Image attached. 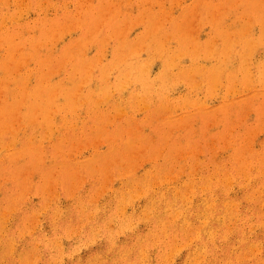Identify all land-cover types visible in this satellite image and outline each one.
I'll return each instance as SVG.
<instances>
[{"label": "rangeland", "instance_id": "rangeland-1", "mask_svg": "<svg viewBox=\"0 0 264 264\" xmlns=\"http://www.w3.org/2000/svg\"><path fill=\"white\" fill-rule=\"evenodd\" d=\"M263 73L264 0H0V264H264Z\"/></svg>", "mask_w": 264, "mask_h": 264}, {"label": "bare ground", "instance_id": "bare-ground-1", "mask_svg": "<svg viewBox=\"0 0 264 264\" xmlns=\"http://www.w3.org/2000/svg\"><path fill=\"white\" fill-rule=\"evenodd\" d=\"M91 1H92V0H91ZM91 5H92V4H91ZM245 5H246V4H245ZM19 7H20V6H19ZM19 7H18V8H19ZM111 8H112V7H111ZM37 9H38V8H37ZM110 10H111V9H110ZM162 10H163V9H162ZM104 11H105V10H104ZM167 12H168V11H167ZM107 13H108V12H107ZM164 13H165V12H164ZM4 14H5V13H4ZM108 14H109V13H108ZM5 16H7V15H5ZM12 16H13V15H12ZM104 16H105V14H104ZM107 16H109V15H107ZM12 18H13V17H12ZM19 18H20V17H19ZM108 18H109V17H108ZM88 19H89V18H88ZM97 19H98V18H97ZM106 19H107V18H106ZM138 19H139V18H138ZM142 19H143V18H142ZM155 19H156V18H155ZM8 20H9V19H8ZM15 20H16V19H15ZM15 20H13V21H15ZM17 21H18V20H17ZM95 21H96V20H95ZM95 21H94V22H95ZM101 21H104V19L101 20ZM15 22H16V21H15ZM67 22H68V21H67ZM70 22H71V21H70ZM41 23H42V22H41ZM100 23H101V22H100ZM97 24H98V23H97ZM144 24H145V23H144ZM176 24H177V23H176ZM47 25H49V24H47ZM101 25H102V24H101ZM49 26H50V25H49ZM53 26H54V25H53ZM63 26H64V25H63ZM73 26H74V25H73ZM76 26H77V25H76ZM98 26H99V28H100V24H98ZM102 26H103V25H102ZM61 27H62V26H61ZM78 27H79V26H78ZM170 27H171V25H170ZM19 28H20V27H19ZM38 28H39V26H38ZM53 28H54V27H53ZM69 28H70V27H69ZM69 28H68V29H69ZM75 28H76V27H75ZM121 28H122V27H121ZM181 28H182V27H181ZM68 29H67V30H68ZM91 29H92V28H91ZM36 30H37V29H36ZM57 30H58V29H57ZM57 30H56V31H57ZM118 30H119V29H118ZM16 31H17V30H16ZM18 31H19V30H18ZM42 31H43V30H42ZM119 31H120V30H119ZM122 31H123V30H122ZM50 32H51V30H50ZM50 32H49V33H50ZM57 32H58V31H57ZM22 33H23V32H22ZM46 33H47V31H46ZM101 33H102V32H101ZM177 33H178V32H177ZM193 33H194V31H193ZM196 33H197V32H196ZM33 35H34V34H33ZM55 35H56V33H55ZM91 35H92V32H91ZM120 35H121V34H120ZM188 35H189V32H188ZM192 35H193V34H192ZM49 36H50V35H49ZM52 36H53V35H52ZM126 36H127V35H126ZM247 36H248V35H247ZM107 37H108V36H107ZM121 37H122V36H121ZM148 37L150 38V36H148ZM181 37H182V36H181ZM160 38H161V37H160ZM20 39H21V38H20ZM27 39H28V38H27ZM38 39H39V38H38ZM41 39H42V38H41ZM4 40H6V38H5ZM12 40H13V39H12ZM12 40H11V41H12ZM164 40H166V39L164 38ZM164 40H163V41H164ZM262 40H263V39H262ZM11 41L8 42L9 45H10V42H11ZM50 41H51V40H50ZM54 41H55V40H54ZM160 41H161V40H160ZM167 41H168V40H167ZM55 42H57V40H56ZM143 42H144V41H143ZM165 42H166V41H165ZM214 42H215V41H214ZM246 42H247V41H246ZM22 43H23V42H22ZM75 43H76V42H75ZM153 43H154V42H153ZM174 43H175V42H174ZM13 44H14V43H12L11 45H13ZM15 44H16V43H15ZM20 44H21V43H20ZM54 44H55V43H54ZM91 44H92V43H91ZM99 44H100V43H99ZM140 44H141V43H140ZM238 44H239V43H238ZM38 45H39V44H38ZM88 45H89V44H88ZM93 45H94V44H93ZM97 45H98V44H97ZM103 45H104V44H103ZM164 45H165V44H164ZM17 46H19V45H16V47H17ZM33 46H34V45H33ZM51 46H52V45H51ZM73 46H74V45H73ZM76 46L78 47V45H76ZM81 46H82V45H81ZM84 46H85V45H84ZM94 46H95V45H94ZM133 46H134V45H133ZM137 46H138V45H137ZM196 46H197V45H196ZM233 46H235V45H233ZM236 46H237V45H236ZM238 46H239V45H238ZM238 46H237V47H238ZM247 46H248V44L246 45V47H247ZM252 46H253V45H252ZM12 47H13V46H12ZM12 47H10V51H11L12 53H14L15 51L18 50V47H17V49H16L15 51L13 50L14 48H12ZM14 47H15V46H14ZM16 47H15V48H16ZM34 47H35V46H34ZM42 47H43V45H42ZM45 47H46V45H45ZM49 47H50V46H49ZM53 47H54V46H53ZM67 47H68V46H67ZM170 47H171V46H170ZM187 47H188V46H187ZM230 47H231V46L226 47L225 49L228 48V51H229V50L232 49V48H230ZM5 48H6V47H5ZM36 48H37V44H36ZM38 48H39V47H38ZM73 48H74V47H73ZM102 48H103V47H102ZM121 48H122V47H121ZM135 48H136V47H135ZM138 48H139V47H138ZM138 48H137V50H138ZM143 48H144V47H143ZM143 48H142V50H143ZM172 48H173V47H172ZM229 48H230V49H229ZM238 48H239V47H238ZM244 48H245V47H244ZM19 49H20V48H19ZM30 49L32 50V47H31ZM55 49H56V48H55ZM71 49H72V48H71ZM75 49H76V48H75ZM80 49H81V48H80ZM80 49H79V50H80ZM94 49H95V48H94ZM199 49H200V47H199ZM203 49H204V48H203ZM208 49H209V48H208ZM212 49H213V48H212ZM20 50H21V49H20ZM20 50H18V51H20ZM43 50H44V49H43ZM72 50H73V49H72ZM81 50H82V49H81ZM81 50H80V51H81ZM104 50H105V49H104ZM119 50H120V49H119ZM142 50H141V51H142ZM200 50H201V49H200ZM242 50H243V49H242ZM10 51H9V52H10ZM13 51H14V52H13ZM18 51H17V52H18ZM21 51H23V50H21ZM33 51H34V50H33ZM55 51H56V50H54V52H55ZM61 51H62V50H61ZM85 51H86V50H85ZM94 51H95V50H94ZM101 51H102V50H101ZM123 51H124V50H123ZM125 51H126V50H125ZM171 51H172V50H171ZM223 51H226V52H227V50H223ZM235 51H236V50H235ZM17 52H16V53H17ZM69 52H70V51H69ZM75 52H76V51H75ZM75 52H74V53H75ZM139 52H140V51H139ZM149 52H151V51H149ZM168 52H169V51H168ZM174 52H175V51H174ZM178 52H179V51H178ZM198 52H199V50H198ZM201 52H202V51H201ZM226 52H225V53H226ZM12 53H11V54L9 53V54H10V55H13ZM21 53H22V52H21ZM21 53H20V54H21ZM26 53H27V52H26ZM35 53H36V52H35ZM52 53H53V52H52ZM72 53H73V51H72ZM82 53H83V51H82ZM125 53H126V52H125ZM127 53H128V52H127ZM140 53H141V52H140ZM158 53H159V52H158ZM204 53L206 54V52H204ZM215 53H216V55H217V52H215ZM215 53H214V54H215ZM240 53H241V52H240ZM244 53H245V52H244ZM251 53H253V52H251ZM6 54H8V53H6ZM9 54H8V55H9ZM18 54H19V53H18ZM22 54H23V53H22ZM31 54H34V53L32 52ZM57 54H58V52H57ZM77 54L79 55V53H77ZM103 54H104V52H103ZM149 54H150V53H149ZM161 54H162V53H161ZM161 54H160V55H161ZM172 54H173V53H172ZM220 54H221V53H220ZM232 54H233V53H232ZM8 55H7V56H8ZM27 55H28V54H27ZM29 55H30V54H29ZM70 55H71V54H70ZM73 55H74V54H73ZM75 55H76V54H75ZM85 55H86V54H85ZM85 55H83V56H85ZM184 55H185V54H184ZM239 55H240V57H243L241 54H239ZM15 56H17V55L15 54ZM15 56H11L10 59H11L12 57L14 58ZM50 56H51V55H50ZM55 56H56V55H55ZM125 56H127V55H125ZM131 56H132V55H131ZM137 56H138V55H137ZM180 56H181V55H180ZM182 56H183V55H182ZM202 56H203V54H202ZM222 56H223V55H222ZM17 57H18V59H19V56H17ZM26 57H27V56H26ZM29 57H30V56H29ZM37 57H38V55H37ZM76 57H77V56H76ZM94 57H95V56H94ZM122 57H123V56H122ZM122 57H121V59H122ZM236 57H237V56H236ZM8 58H9V57H8ZM8 58H7V60H8L9 62L6 61V62H8V64H9V63H12L13 61H15V60H13V59H12L13 61H11V60H9ZM42 58H43V57H42ZM78 58H79V57H78ZM96 58H97V57H96ZM224 58L226 59V55H224ZM229 58H230V57H229ZM243 58H244V57H243ZM15 59H16V58H15ZM20 59H22L23 62H24V60H26L25 57H23V56H22V58H20ZM20 59H19V60H20ZM27 59H28V58H27ZM30 59H31V57H30ZM32 59H33V57H32ZM34 59H36V58H34ZM52 59H53V57H52ZM123 59H124V57H123ZM200 59H201V58H200ZM215 59H216V58H215ZM250 59H251V58H250ZM19 60H18L17 62H20V61H21V60H20V61H19ZM40 60H41V59H40ZM44 60H45V59H44ZM48 60H49V59H48ZM48 60H47V61H48ZM60 60H61V59H60ZM62 60H63V59H62ZM62 60H61V61H62ZM64 60H65V59H64ZM68 60H69V59H68ZM72 60H73V59H72ZM118 60H119V59H118ZM124 60H125V59H124ZM124 60H123V61H124ZM194 60H196V59H194ZM194 60H193V62H194ZM220 60H221V59H220ZM246 60H247V59H246ZM10 61H11V62H10ZM26 61H27V60H26ZM38 61H39V60H38ZM95 61H96V60H95ZM173 61H174V60H173ZM237 61H238V60H237ZM239 61H241V60H239ZM239 61H238V62H239ZM28 62H29V61H28ZM63 62H64V61H63ZM65 62H66V61H65ZM99 62H100V60H99ZM111 62H112V61H111ZM187 62H188V61H187ZM209 62H210V61H209ZM216 62H217V61H216ZM4 63H5V62H4ZM20 63H21V62H20ZM33 63H34V62H33ZM42 63H43V62H42ZM50 63H51V62H50ZM93 63H94V62H93ZM103 63H104V62H103ZM106 63H108V62H106ZM159 63H160V62H159ZM194 63H195V62H194ZM243 63H244V62H243ZM243 63L241 64L242 67H243ZM5 64H6V63H5ZM5 64H4V65H5ZM13 64H14V63H13ZM13 64H12V65H13ZM17 64H19V63H17ZM35 64H36V63H35ZM37 64H38V63H37ZM52 64H53V63H52ZM62 64H63V63H62ZM97 64H98V63H97ZM198 64H199V63H198ZM217 64H218V63H217ZM244 64H246V63H244ZM19 65H20V64H19ZM19 65H17L16 68H18ZM32 65H33V64H32ZM64 65H65V64H64ZM93 65H94V64H93ZM99 65H100V63H99ZM106 65H107V64H106ZM201 65H202V64H201ZM6 66H7V65H6ZM6 66H5V67H6ZM15 66H16V65H15ZM20 66H21V65H20ZM25 66H26V65H25ZM37 66H38V65H37ZM47 66H48V65H47ZM62 66H63V65H62ZM89 66H90V65H89ZM95 66H96V65H95ZM102 66H103V65H102ZM107 66H108V65H107ZM133 66H134V65H133ZM163 66H164V65H163ZM191 66H192V65H191ZM213 66H214V65H213ZM222 66H223V64H222ZM262 66H263V64H262ZM7 67L10 68L9 65H8ZM12 67H13V66H12ZM23 67H24V66H23ZM38 67H39V66H38ZM92 67H93V66H92ZM98 67H99V66H98ZM120 67H121V66H120ZM126 67H127V66H126ZM164 67H165V66H164ZM183 67H184V65H183ZM185 67H187V66H185ZM245 67H246V66H245ZM1 68L4 69L3 65L1 66ZM8 68H6V69L8 70ZM39 68H40V67H39ZM87 68H88V67H87ZM95 68H96V67H95ZM114 68H115V66H114ZM143 68H144V67H143ZM143 68H142V69H143ZM145 68H146V67H145ZM160 68H161V67H160ZM237 68H238V67H237ZM33 69H34V68H33ZM40 69H41V68H40ZM48 69H50V68H48ZM60 69H61V68H60ZM124 69H125V66H124ZM126 69H127V68H126ZM198 69H199V68H198ZM201 69H202V68H201ZM201 69H199L200 72L203 71V73H204V70H201ZM212 69H213V68H212ZM259 69H260V67H259ZM29 70H30V69H29ZM37 70H38V68H37ZM46 70H47V69H46ZM67 70H68V69H67ZM74 70H75V69H74ZM81 70H82V69H81ZM93 70H94V69H93ZM121 70H122V69H121ZM132 70H133V69H132ZM213 70H214V69H213ZM213 70H211V72H212ZM219 70H220V69H219ZM235 70H236V69H235ZM31 71H32V70H31ZM40 71H41V70H40ZM40 71H39V73H40ZM91 71H92V69H91ZM105 71H106V70H105ZM105 71H104V72H105ZM111 71H112V69H111ZM116 71H117V70H116ZM123 71H125V70H123ZM158 71H159V70H158ZM181 71H182V70H181ZM194 71H195V70H194ZM217 71H218V70H217ZM217 71H216L215 73H218ZM240 71H242V68H240ZM5 72H6V71H5ZM9 72H10V71H9ZM119 72H120V71H119ZM189 72H190V71H189ZM195 72H198V71H195ZM211 72H210V74L212 75L213 72H212V73H211ZM219 72H220V71H219ZM6 73H7V72H6ZM55 73H56V72H55ZM73 73H74V72H73ZM73 73H72V74H73ZM88 73H89V72H88ZM91 73H92V72H91ZM91 73H90V75H91ZM113 73H114V72H113ZM136 73H137V71H136ZM43 74H44V72H43ZM43 74H41V75H43ZM69 74H71V73H69ZM76 74H77V73H76ZM81 74H82V73H81ZM111 74H112V73H111ZM116 74H117V73H116ZM123 74H124V73H123ZM207 74H208V76H209V73H207ZM238 74H239V73H238ZM7 75H8V74H7ZM11 75H12V74H11ZM30 75H31V74H30ZM39 75H40V74H39ZM41 75H40V76H41ZM54 75H56V74H54ZM100 75H101V74H100ZM103 75H104V74H103ZM106 75H107V74H106ZM156 75H157V74H156ZM169 75H170V74H169ZM214 75H215V77H216V74H214ZM214 75H213V76H214ZM256 75H257V74H256ZM263 75H264V73H263ZM26 76H27V75H26ZM91 76H93V74H92ZM101 76H102V75H101ZM107 76H108V75H107ZM205 76H207V75H205ZM217 76H218V74H217ZM50 77H51V76H50ZM50 77H49V78H50ZM66 77H67V76H66ZM97 77H98V76H97ZM103 77H104V76H103ZM171 77H172V76H171ZM198 77H199V76H198ZM220 77H221V76H220ZM245 77H246V76H245ZM250 77H251V76H250ZM9 78H10V77H9ZM30 78H31V77H30ZM39 78H40V77H39ZM93 78H94V77H93ZM124 78H125V77H124ZM210 78H211V77L209 76L208 80H210ZM216 78H217V77H216ZM216 78H215V79H216ZM26 79H27V78H26ZM68 79H69V78H68ZM154 79H155V78H154ZM193 79H194V78H193ZM201 79H202V78H201ZM205 79H206V78H205ZM230 79H231V78H230ZM239 79H240V78H239ZM255 79H256V78H255ZM9 80H10V79H9ZM42 80H43V79H42ZM47 80H48V79H47ZM76 80H77V79H76ZM86 80H87V79H86ZM108 80H109V79H108ZM155 80H156V79H155ZM174 80H175V78H174ZM174 80H173V81H174ZM211 80H214V78L211 79ZM263 80H264V79H263ZM0 81H1V80H0ZM40 81H41V80H40ZM43 81H44V80H43ZM64 81H65V80H64ZM82 81H83V80H82ZM181 81H182V80H181ZM181 81H180V82H181ZM260 81H261V80H260ZM5 82H6V81H5ZM5 82H4V83H5ZM19 82H20V81H19ZM41 82H42V81H41ZM45 82L48 83V81H45ZM45 82H44V83H45ZM73 82H74V81H73ZM86 82H87V81H86ZM91 82H92V81H91ZM186 82H187V81H186ZM186 82H185V83H186ZM25 83H26V82H25ZM25 83L21 82L20 84L22 85V84H25ZM60 83H61V82H60ZM69 83H70V81H69ZM79 83H80V82H79ZM83 83L85 84V82H83ZM205 83H206V82H205ZM231 83H232V82H231ZM260 83H261V82H260ZM1 84H3V80L1 81ZM70 84H72V82H71ZM88 84H89V83H88ZM158 84H159V83H158ZM179 84H181V83H179ZM261 84H262V83H261ZM3 85H4V84H3ZM9 85H10V84H9ZM11 85H12V84H11ZM21 85H20V86H21ZM77 85H78V87H79V84H77ZM82 85H83V84H82ZM85 85H87V84H85ZM108 85H109V84H108ZM199 85H200V84H199ZM22 86H23V85H22ZM25 86H26V85H25ZM42 86H43V89H44V85H42ZM42 86H41V87L39 86V88H42ZM46 86H47V84H46ZM83 86H84V85H83ZM83 86H81V87L83 88ZM89 86H90V85H89ZM95 86H96V85H95ZM200 86H201V85H200ZM231 86H232V85H231ZM241 86H242V85H241ZM248 86H249V85H248ZM250 86H251V85H250ZM126 87H127V86H126ZM244 87H245V86H244ZM1 88H2V87H1ZM39 88H37V89H39ZM54 88H55V87H54ZM58 88H59V87H58ZM229 88H230V87H229ZM43 89H41L40 91H42ZM64 89H65V88H64ZM72 89H73V88H72ZM132 89H134V88H132ZM17 90H18V89H17ZM80 90H81V88H80ZM82 90H83V89H82ZM87 90H88V89H87ZM89 90H90V89H89ZM25 91H26V90H25ZM25 91H24V92H25ZM55 91H57V88L55 89ZM140 91H141V90H140ZM38 92H39V90H38ZM43 92H44V91H43ZM69 92H70V91H69ZM77 92H80V91L77 90ZM45 93H46V92H45ZM50 93L52 94L53 92L51 91ZM50 93L48 92L49 95H47V96L49 97V98H48V101H49V99H51L49 102H52V96H54V95L50 96V95H51ZM67 93H68V92H67ZM71 93H72V92H71ZM120 93H121V92H120ZM169 93H170V91H169ZM40 94H41V92H40ZM40 94H39V95H40ZM53 94H54V93H53ZM74 94H75V93H74ZM82 94H83V93H82ZM94 94H95V93H94ZM100 94H101V93H100ZM143 94H144V93H143ZM163 94H164V93H163ZM9 95H11V94H9ZM33 95H34V94H33ZM35 95H36V94H35ZM59 95H60V94H59ZM63 95H64V94H63ZM110 95H111V94H110ZM120 95H121V94H120ZM31 96H32V95H31ZM55 96H56V95H55ZM77 96H78V94H77ZM81 96H82V95H81ZM117 96H118V95H117ZM6 97H7V96H6ZM22 97H23V95H22ZM25 97L27 98V96H25ZM50 97H51V98H50ZM72 97H73V96H72ZM72 97H71V98H72ZM91 97H92V96H91ZM140 97H141V96H140ZM160 97H161V96H160ZM12 98H13V97H12ZM18 98H19V97H18ZM89 98H90V97H89ZM168 98H169V97H168ZM168 98H167V99H168ZM6 99H7V98H6ZM13 99H14V98H13ZM24 99H25V98H24ZM30 99H31V98H30ZM37 99H38V98H37ZM61 99H62V98H61ZM63 99H64V98H63ZM92 99H93V98H92ZM97 99H98V98H97ZM205 99H206V98H205ZM43 100H44V99H43ZM82 100H83V99H82ZM88 100H89V99H88ZM88 100H87V101H88ZM161 100H163V99H161ZM9 101H10V100H9ZM22 101H23V99H22ZM30 101H31V100H30ZM84 101H85V100H84ZM122 101H123V100H122ZM155 101H156V100H155ZM172 101H173V99H172ZM192 101H193V100H192ZM23 102H24V101H23ZM43 102H44V101H43ZM43 102H42V103H43ZM46 102H47V101H46ZM90 102H91V101H90ZM99 102H100V101H99ZM123 102H124V101H123ZM137 102H138V101H137ZM145 102H146V101H145ZM8 103L11 104V102H8ZM15 103H16V102H15ZM19 103H20V102H19V100H18V104L16 103V107L19 105ZM64 103H65V102H64ZM101 103H102V100H101ZM0 104H1V102H0ZM20 104H22V102H21ZM24 104H25V103H24ZM47 104H48V103H47ZM51 104H52V103H51ZM75 104H76V103H75ZM83 104H84V103H83ZM83 104H82V105H83ZM151 104H152V103H151ZM195 104L197 105V103H195ZM200 104H201V103H200ZM200 104H199V105H200ZM2 105H3V104H2ZM6 105H7L6 107L9 106L8 109H7V111L10 110L9 108H10L11 105H9V104H6ZM13 105L15 106V104H13ZM26 105H27V104H26ZM55 105H56V104H55ZM60 105H61V104H60ZM117 105H118V104H117ZM190 105H191V104H190ZM199 105H197V106H199ZM46 106H47V105H46ZM179 106H181V105H179ZM16 107H14L12 111L16 112V111H15V108H16ZM26 107H27V106H26ZM28 107H31V106H28ZM47 107H49V106H47ZM47 107H46V108H47ZM95 107H96V106H95ZM95 107H94V108H95ZM11 108H12V107H11ZM18 108H19V107L16 108L17 111H18ZM31 108H32V107H31ZM36 108H37V107H36ZM49 108H51V107H49ZM52 108H53V107H52ZM147 108H148V107H147ZM0 109H1V107H0ZM57 109H58V108H57ZM67 109H68V108H67ZM81 109H82V107H81ZM165 109H166V108H165ZM36 110H37V109H36ZM47 110H48V108H47ZM99 110H100V109H99ZM248 110H249V109H248ZM10 111H11V110H10ZM37 111H38V110H37ZM57 111H58V110H57ZM67 111H68V110H67ZM104 111H105V109H104ZM123 111H124V110H123ZM135 111H136V110H135ZM3 112H4V111H3ZM3 112L1 111V112H0V115H2L1 113H3ZM28 112H30V111H28ZM32 112H33V110L31 109V117H32V115H33L36 111L34 110V113H33V114H32ZM105 112H106V111H105ZM118 112H119V111H118ZM120 112H121V111H120ZM5 113H6V112H5ZM8 113H10V112L8 111ZM8 113H6V114H7V115H10V117L8 116V118H10V119H11V118H16V116H17V115H16L17 113H15L16 116L13 115V112L10 113V114H8ZM19 113H20V112H19ZM50 113H51V112H50ZM67 113H68V112H67ZM69 113H70V112H69ZM121 113H122V112H121ZM3 114H4V113H3ZM6 114H4V115H6ZM61 114H62V113H61ZM64 114H65V113H64ZM74 114H75V113H74ZM108 114H109V113H108ZM55 115H57V114H55ZM102 115H103V114H102ZM2 116H3V115H2ZM11 116H12V117H11ZM28 116H29V115H28ZM67 116H68V115H67ZM71 116H72V115H71ZM31 117H30V118H31ZM64 117H65V116H64ZM77 117H78V116H77ZM2 118H3V117H2ZM2 118H1V116H0V120H1ZM5 118H6V116H5L4 119H3L4 121H6ZM41 118H42V117H41ZM93 118L95 119V117H93ZM10 119H7V120L10 121ZM26 119H27V118H26ZM28 119H29V118H28ZM54 119H55V118H54ZM104 119H105V118H104ZM3 120H2V124H0V125H2V126H4V125H3V123H4ZM18 120H19V119H18ZM24 120H25V119H24ZM29 120H30V119H29ZM48 120H49V119H48ZM88 120H89V119H88ZM106 120H107V119H106ZM13 121H15V120H13ZM6 122H7V121H6ZM6 122L4 123L5 125H6ZM15 122H16V121H15ZM70 122H71V119H70ZM95 122H96V121H95ZM98 122H99V121H98ZM48 123H49V121H48ZM8 124L10 125L9 122H8ZM16 124H17V123H16ZM16 124H15V125H16ZM26 124H27V123H26ZM65 124H66V123H65ZM96 124H97V123H96ZM9 125H8V126H9ZM94 125H95V124H94ZM2 126H1V127H2ZM59 126H61V125H59ZM82 126H83V125H82ZM86 126H87V125H86ZM90 126H91V125H90ZM97 126H98V125H97ZM1 127H0V128H1ZM47 127H48V126H47ZM55 127H56V126H55ZM70 127H71V126H70ZM70 127H68V128H70ZM76 127H77V125H76ZM88 127H89V126H88ZM98 127H99V126H98ZM2 128H3V127H2ZM2 128H1V129H2ZM5 128H6V127H5ZM9 128H10V127H9ZM79 128H80V127H79ZM95 128H96V127H95ZM10 129H11V128H10ZM70 129H71V128H70ZM71 130H72V129H71ZM92 130H93V128H92ZM96 130H97V129H96ZM98 130H99V129H98ZM102 130H103V129H102ZM9 131H11V130H9ZM12 131H13V130H12ZM34 131H35V130H34ZM46 131H47V130H46ZM59 131H60V130H59ZM84 131H85V130H84ZM16 132H17V131H16ZM52 132H53V131H52ZM89 132H90V131H89ZM12 133H13V132H12ZM29 133H30V132H29ZM87 133H88V132H87ZM24 134H25V133H24ZM33 134H34V133H33ZM84 134H85V133H84ZM95 134H96V133H95ZM36 135H37V134H36ZM52 135H53V133H52ZM2 136H4V135H2ZM34 138H35V137H34ZM35 139H36V138H35ZM75 139H76V137H75ZM77 139H78V138H77ZM57 140H58V139H57ZM45 141H46V140H45ZM61 141H62V140H61ZM74 141H75V140H74ZM40 142H41V141H40ZM59 142H60V141H59ZM67 142H68V141H67ZM28 143H29V142H28ZM33 143H34V142H33ZM53 143H54V142H53ZM53 143H52V144H53ZM70 143H71V142H70ZM0 144H1V143H0ZM3 144H4V143H3ZM227 144H228V143H227ZM19 145H20V144H19ZM29 145H30V144H29ZM54 145H55V144H54ZM68 145H69V144H68ZM74 145H75V144H74ZM69 146H70V145H69ZM59 147H60V146H59ZM73 147H74V146H73ZM7 148H8V147H7ZM46 148H47V147H46ZM60 148H62V147H60ZM65 148H66V147H65ZM68 148H69V147H68ZM246 148H247V147H246ZM5 149H6V148H5ZM23 150H24V149H23ZM0 151H1V150H0ZM57 151H58V152H57ZM57 151H56L57 153H60V150H58V148H57ZM56 152H55V153H56ZM14 153H15V152H14ZM47 153H48V152H47ZM22 154H23V153H22ZM17 155H18V154H17ZM35 156H36V155H35ZM17 157H19V156H17ZM27 157H28V155H27ZM29 157H31V156H29ZM52 157H53V156H52ZM258 157H259V156H258ZM19 158H20V157H19ZM19 158H17V160H19ZM67 158H68V157H67ZM253 158H254V157H253ZM255 158H256V157H255ZM255 158H254V159H255ZM15 159H16V158H15ZM15 159H14V160H15ZM108 159H109V158H108ZM95 160H96V159H94V161H95ZM97 160H98V159H97ZM251 160H252V159H251ZM259 160H260V159H259ZM263 160H264V159H263ZM4 161H5V160H4ZM91 161H93V160H91ZM105 162H106V161H105ZM250 162H251V161H250ZM255 162H256V161H255ZM42 163H43V161H42ZM89 163H90V162H89ZM244 163H245V162H244ZM11 164H12V163H11ZM29 164H30V163H29ZM85 164H86V163H85ZM98 164H99V163H98ZM108 164H109V163H108ZM236 164H237V163H236ZM238 164H239V163H238ZM249 164H250V163H249ZM2 165H3V164H2ZM5 165H6V164H5ZM12 165H13V164H12ZM17 165H18V164H17ZM37 165H38V164H37ZM56 165H58V164H56ZM254 165H255V164H254ZM58 166H59V165H58ZM238 166H239V165H237V168H238ZM1 167H2V166H1ZM214 167H215V166H214ZM235 167H236V166H235ZM50 168H51V167H50ZM99 168H100V167H99ZM221 168H222V167H221ZM225 168H226V167H225ZM17 169H18V167H17ZM95 169H96V168H95ZM251 169H252V168H251ZM18 170H19V169H18ZM48 170H49V169H48ZM54 170H56V169L53 168V171H54ZM226 170H227V168H226ZM226 170H225V171H226ZM231 170H232V169H231ZM235 170H236V169H235ZM235 170H234V171H235ZM0 171H1V170H0ZM49 171H50V170H49ZM67 171H68V170H67ZM115 171H116V169H115ZM218 171H219V170H218ZM225 171H224V173H225ZM242 171H243V169H242ZM39 172H40V170H39ZM45 172H46V171H45ZM59 172H60V171H59ZM215 172H216V171H215ZM240 172H241V171H240ZM11 173H12V172H11ZM41 173H42V172H41ZM57 173H58V172H57ZM57 173H56V174H57ZM70 173H71V172H70ZM87 173H88V172H87ZM216 173H217V172H216ZM235 173H236V172H235ZM241 173H242V172H241ZM42 174H43V173H42ZM48 174H50V173H48ZM58 174H59V173H58ZM63 174H65V173H63ZM82 174H83V173H82ZM174 174H175V173H174ZM228 174H229V173H228ZM239 174H240V173H239ZM239 174H238V175H239ZM44 175H45V173H44ZM53 175H54V173H53ZM221 175H222V174H221ZM224 175H225V174H224ZM242 175H243V173H242ZM261 175H262V174H261ZM40 176H41V175H40ZM42 176H43V175H42ZM49 176H50V175H49ZM63 177H65V176H63ZM67 177H68V175H67ZM84 177H85V176H84ZM95 177H96V176H95ZM223 177H224V176H223ZM226 177H227V175H226ZM0 178H1V177H0ZM42 178H43V177H42ZM45 178H46V177H45ZM45 178H44V179H45ZM69 178H70V177H68V179H69ZM77 178H78V177H77ZM252 178H253V177H252ZM49 179H50V178H49ZM65 179H66V178H65ZM82 179H83V178H82ZM225 179H226V178H225ZM225 179H223V180H225ZM246 179H247V178H246ZM50 180H51V179H50ZM74 180H75V178H74ZM51 181H52V180H51ZM53 181H54V180H53ZM62 182H63V181H62ZM2 183H3V182H2ZM77 183H78V182H77ZM11 184H12V183H11ZM20 184H21V183H20ZM34 184H35V183H34ZM38 184H40V183H38ZM46 184H48V183H46ZM53 184H54V183H53ZM41 185H42V184H41ZM263 185H264V184H263ZM16 186H17V184H16ZM18 186H19V185H18ZM36 186H37V185H36ZM13 187H14V186H13ZM38 187H39V186H38ZM6 188H7V187H6ZM44 188H45V187H44ZM257 188H259V187H257ZM14 189H15V188H14ZM127 189H128V188H127ZM129 189H130V188H129ZM133 189H134V187H133ZM133 189H132V190H133ZM255 189H256V188H255ZM2 190H3V189H2ZM8 190H9V189H8ZM13 191H14V190H13ZM64 191H65V190H64ZM126 191H127V190H126ZM260 191H261V190H260ZM260 191H259V192H260ZM9 192H10V191H9ZM11 192H12V191H11ZM14 192H15V191H14ZM249 192H250V191H249ZM255 192H256V191H255ZM253 194H254V191H253ZM260 194H261V192H260ZM14 195H15V194H14ZM124 195H125V194H124ZM250 195H251V193H250ZM160 196H161V195H160ZM252 196H253V195H252ZM13 197H14V196H13ZM247 197H248V196H247ZM247 197H246V198H247ZM9 198H10V197H9ZM167 198H168V197H167ZM160 199H161V198H160ZM8 200H9V199H8ZM8 200H7V201H8ZM245 200H246V199H245ZM250 200H251V199H250ZM4 202H5V201H4ZM8 202H9V201H8ZM41 202H42V201H41ZM183 202H184V201H183ZM249 202H250V201H249ZM6 203H7V202H6ZM174 203H176V202H174ZM263 203H264V201H263ZM3 204H4V203H3ZM158 204H159V203H158ZM224 204H225V203H224ZM260 204H261V203H260ZM4 206H5V205H4ZM6 206H7V205H6ZM6 206H5V207H6ZM166 206H167V205H166ZM178 206H179V205H178ZM205 206H206V205H205ZM205 206H204V207H205ZM16 207H17V206H16ZM33 207H34V206H33ZM202 207H203V206H202ZM206 207H207V206H206ZM219 207H220V206H219ZM18 208H19V207H18ZM37 208H38V207H37ZM167 208H168V206H167ZM175 208H176V207H175ZM217 208H218V207H217ZM19 209H20V208H19ZM83 209H84V208H83ZM120 209H121V207H120ZM168 209H169V208H168ZM172 209H173V208H172ZM177 209H178V208H177ZM181 209L183 210V208H181ZM223 209H224V208H223ZM223 209H222V210H223ZM16 210H17V209H16ZM87 210H88V209H87ZM164 210H166V209H164ZM169 210H170V209H169ZM182 210H181V211H182ZM219 210H220V208H219ZM174 211H175V210H174ZM178 211H180V210H178ZM224 211H225V210H224ZM34 212H35V211H34ZM165 212H166V211H165ZM171 212H172V211H171ZM217 212H218V211H216V214H217ZM221 212H222V211H221ZM98 213H99V212H98ZM210 213H211V212H210ZM262 214H263V213H262ZM156 215H157V214H156ZM166 215H167V214H166ZM209 215H210V214H209ZM217 215H219V214H217ZM263 215H264V214H263ZM28 216H29V215H28ZM211 216H212V215H211ZM260 216H261V214H260ZM2 217H3V216H2ZM60 217H61V216H60ZM80 217H82V216H80ZM102 217H103V216H102ZM209 217H210V216H209ZM220 217H221V216H220ZM190 218H191V217H190ZM221 218H222V217H221ZM27 219H28V218H27ZM261 219H262V218H261ZM29 220H30V219H29ZM32 220H33V219H32ZM71 220H72V219H71ZM111 220H112V219H111ZM191 220H192V219H191ZM195 220H196V218H195ZM197 220H198V219H197ZM201 220H202V221H200V222H203V219H201ZM221 220H222V219H221ZM6 221H7V220H6ZM188 221H189V220H188ZM198 221H199V220H198ZM206 221H207V220H206ZM34 222H35V219H34ZM63 222H64V221H63ZM163 222H165V221H163ZM189 222H190V221H189ZM189 222H188V223H189ZM215 222H217V221H215ZM88 223H89V222H88ZM186 223H187V222H186ZM188 223H187V224H188ZM203 223H204V222H203ZM99 224H100V223H99ZM106 224H107V223H106ZM187 224H186V225H187ZM30 225H31V224H30ZM86 225H87V224H86ZM96 225H97V224H96ZM1 226H2V225H1ZM84 226H85V225H84ZM122 226H123V225H122ZM14 227H15V226H14ZM14 227H13V228H14ZM30 227H31V226H30ZM35 227H36V226H35ZM25 228H26V227H25ZM61 228H62V227H61ZM183 228H184V226H183ZM28 229H29V228H28ZM64 229H65V228H64ZM179 229H180V227H179ZM181 229H182V228H181ZM190 229H191V228H190ZM11 230H12V229H11ZM33 230H34V229H33ZM188 230H189V229H188ZM181 231H182V230H181ZM68 232H70V231H68ZM65 233H66V232H65ZM89 233H90V232H89ZM30 234H31V233H30ZM33 234H34V233H33ZM67 234H68V233H67ZM14 235H15V234H14ZM70 235H71V234H70ZM107 236H108V234H107ZM3 238H4V237H3ZM9 238L11 239V237H9ZM15 238H16V237H15ZM103 238H104V237H103ZM21 239H22V238H21ZM24 239H25V238H24ZM26 239H27V238H26ZM7 240H8V239H7ZM29 240H30V239H29ZM144 241H145V240H144ZM55 243H56V241H55ZM149 243H150V242H149ZM8 245H10V244H8ZM141 245H142V244H141ZM6 247H7V245H6ZM22 247H23V246H22ZM31 247H32V246H31ZM20 248H21V247H20ZM7 249H8V248H7ZM11 249H12V248H11ZM13 249H14V248H13ZM117 249H118V248H117ZM1 250H4V249H1ZM1 250H0V252H1ZM5 250H6V249H5ZM25 250H26V249H25ZM121 250H122V249H121ZM2 252H3V251H2ZM2 252H1V253H2ZM118 252H119V251H118ZM24 253H25V252H24ZM38 253H39V252H38ZM107 253H108V252H107ZM2 254H3V253H2ZM29 254H30V253H29ZM4 255H5V254H4ZM20 255H22V254H20ZM5 256H6V255H5ZM8 256H9V254H8ZM109 256H110V255H109ZM11 257H12V256H11ZM124 258H125V257H124ZM18 259H20V258L18 257ZM21 259H23V258H21ZM28 259H29V258H28ZM89 259H90V258H89ZM105 259H106V258H105ZM26 260H27V259H26ZM4 261H5V260H4ZM16 261H17V260H16ZM24 261H25V260H24ZM31 261H32V259H31ZM34 261H35V259H34ZM99 261H100V260H99ZM108 261H109V260H108ZM28 262H29V260H28ZM87 262H88V261H87ZM24 263H25V262H24ZM99 263H101V262H99ZM13 264H14V263H13ZM25 264H26V263H25ZM30 264H31V263H30ZM109 264H110V263H109Z\"/></svg>", "mask_w": 264, "mask_h": 264}]
</instances>
